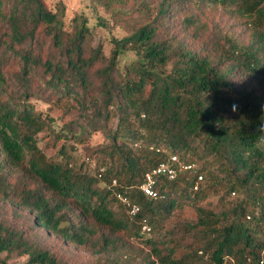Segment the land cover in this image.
<instances>
[{"label": "trees", "instance_id": "1", "mask_svg": "<svg viewBox=\"0 0 264 264\" xmlns=\"http://www.w3.org/2000/svg\"><path fill=\"white\" fill-rule=\"evenodd\" d=\"M91 1L128 14L123 0ZM199 1L193 0L196 5ZM203 1L236 2L240 15L254 26L253 43L224 39L227 46L219 49L223 59L217 60L226 61L224 66L209 55L172 44L169 36L160 37L159 19L167 15L169 0L158 2L154 14L129 34L112 38L107 57L100 44L87 47L85 17H72V30L62 34V4L50 9L44 0H0V24L6 26L0 73L8 56L20 65L15 98L0 96V166L17 164L28 155L25 172L39 187L25 190L21 203L33 213L36 225L85 245L87 228L77 218L89 216L113 233L141 238L148 235L140 232L141 219L152 234L184 199L196 212L195 222L186 225L200 234L197 261H191L196 250L175 258L173 245L161 250L164 240L146 236L150 252L140 264H264V0ZM146 3L136 8L146 12ZM182 22L194 24L191 16ZM125 49H132L136 58L119 68L116 59ZM237 74L248 80L235 84ZM253 80L257 93L248 84ZM43 93L94 111V125L106 126L116 118L106 132L109 143L98 150L94 172L74 170L67 160H49L38 149L35 136L44 121L27 99ZM86 126L79 124L70 134L81 141ZM128 141L133 145L127 146ZM171 154L180 163L194 164V170L178 171L173 179L158 177L155 198L142 194L137 187L144 173ZM114 190L138 204L135 216L124 212ZM208 195L216 196L213 206L218 208L199 204ZM112 203L123 211L112 210ZM72 205L78 209L71 213L74 218L62 212ZM0 253L26 255L23 264H57L47 249L2 223ZM4 256L0 264H8Z\"/></svg>", "mask_w": 264, "mask_h": 264}, {"label": "rangeland", "instance_id": "2", "mask_svg": "<svg viewBox=\"0 0 264 264\" xmlns=\"http://www.w3.org/2000/svg\"><path fill=\"white\" fill-rule=\"evenodd\" d=\"M123 1L124 7L128 9L126 16L115 9L110 11L103 6H97L91 0H44L50 9H55L57 4L63 5L64 14L61 22L64 33L62 34L72 30V17H85L89 31L86 45L95 47L100 44L105 57L109 55L113 46L112 38L129 34L136 25L154 14L161 0H146L148 7L146 12L137 9L138 3L144 0ZM169 1L167 15L159 19V30L160 37H171L172 44L179 43L200 55H209L214 63L221 62L224 66L227 64L226 61L217 60L223 59L219 49L226 48L224 40L226 37L238 43H253V23L247 17L240 15L236 2L215 5L202 0L196 5L193 0ZM187 16L192 17L194 24L185 25L182 22V18ZM5 30L6 26L0 24V40L5 38L3 35ZM135 58L132 49H125L118 55L116 62L121 68ZM19 66L15 58L7 57L6 64L0 73L4 78V81L0 83V96L3 99H14L20 89L15 82V78L19 75ZM36 74H38L37 71L33 73V87L39 81ZM233 79L235 84L248 80V78H240L238 74L233 76ZM248 84L254 87L255 93L260 90L254 85L256 84L254 80ZM27 104H30L33 111L44 121L43 129L35 136L36 145L43 156L59 163H65L67 160L74 170L94 172L98 150L109 143L106 132L115 125L116 118L111 119L106 126H101L97 122L94 125L93 117L96 115L94 111L84 110L72 100L60 99L57 102L54 97L46 98L44 93L29 97ZM84 123L87 125L86 132L83 134V139L79 141L70 133L72 130H78L77 125ZM67 128L68 130L65 131ZM130 145L133 143L128 141L127 146ZM27 156L17 164L5 162L0 166V223L21 232L24 238L35 241L40 247L47 249L54 255L57 264H108L110 261H116L119 264H140L144 256L150 252L149 245L144 243L146 236L164 240L163 243H159L161 250L165 246L173 245L175 258H179L182 253L196 250L191 261L192 263L197 261L196 256L200 255L197 252L201 244L198 239L200 234L196 229L188 230L186 225L195 222L196 212L184 199L179 200V205L158 227V230L156 229L158 236L155 235L156 231L143 235L141 238L129 236L124 231L113 233L86 216L77 219L81 220L87 228L88 242L85 245H77L63 240L57 233H49L36 225L33 213L21 203L25 190L34 191L39 187L38 182L25 172ZM233 196L230 194L231 198ZM215 200L216 196L208 195L205 200L198 202L202 205L210 202V206L214 208L218 205L213 206ZM111 209L116 212L123 211L117 203H112ZM63 211L70 218H74L71 213L76 214L78 209L72 205V210L63 209ZM111 245H114V248ZM4 255L5 253H0V257ZM4 257L8 264H23L26 260V255L11 254ZM150 258L154 259V257ZM203 259L205 258L202 256Z\"/></svg>", "mask_w": 264, "mask_h": 264}, {"label": "built area", "instance_id": "3", "mask_svg": "<svg viewBox=\"0 0 264 264\" xmlns=\"http://www.w3.org/2000/svg\"><path fill=\"white\" fill-rule=\"evenodd\" d=\"M194 164H184L180 163L176 154L169 155L166 160L160 161L152 168H150L147 172L144 173L143 179L141 183L138 185V190L150 197L155 198L157 197V190L155 188L157 179L160 176L166 177L167 179H173L178 171L181 170H194ZM197 180L201 179V176L198 175L196 177ZM111 187L116 186L115 180L111 181ZM114 197L120 203L121 207L123 208L124 212L129 216H135L139 211V206L136 202L131 200L128 196L124 195L118 190L113 191ZM140 232L144 234H149L150 227L146 223V220L143 218L140 221Z\"/></svg>", "mask_w": 264, "mask_h": 264}, {"label": "clouds", "instance_id": "4", "mask_svg": "<svg viewBox=\"0 0 264 264\" xmlns=\"http://www.w3.org/2000/svg\"><path fill=\"white\" fill-rule=\"evenodd\" d=\"M233 110H235V106H233ZM262 128H264V125H262Z\"/></svg>", "mask_w": 264, "mask_h": 264}]
</instances>
